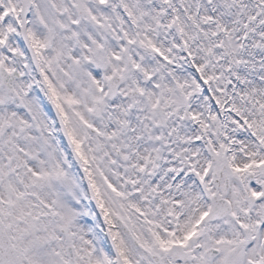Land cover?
<instances>
[{"label":"snow or ice","instance_id":"snow-or-ice-1","mask_svg":"<svg viewBox=\"0 0 264 264\" xmlns=\"http://www.w3.org/2000/svg\"><path fill=\"white\" fill-rule=\"evenodd\" d=\"M0 264H264V0H0Z\"/></svg>","mask_w":264,"mask_h":264}]
</instances>
